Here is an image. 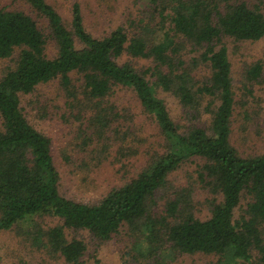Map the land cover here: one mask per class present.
Segmentation results:
<instances>
[{"label":"trees","instance_id":"16d2710c","mask_svg":"<svg viewBox=\"0 0 264 264\" xmlns=\"http://www.w3.org/2000/svg\"><path fill=\"white\" fill-rule=\"evenodd\" d=\"M18 1L36 17L0 5V59L14 61L0 75V231L18 228L30 246L65 264H82L85 245L67 238L64 229L85 230L104 241L122 225L134 238V257L149 261L144 264H170L193 253L215 256L213 264H264V152L243 156L230 144L234 98L225 45L226 39L264 38L259 6L246 0H147L151 17L159 18L160 36L154 37L148 20L139 32L128 34L116 26L97 37L86 30L77 2L66 26L47 1ZM186 46L194 52L187 59ZM122 56L150 64L136 69L127 60L117 62ZM200 64L206 73L198 80L194 69ZM260 71L253 63L245 78L256 81ZM51 80L76 110L79 146L92 153L94 148H88L99 144L98 158L114 143L119 159L138 152L127 140L129 131L114 124L119 114L109 97L115 88L131 90L157 126L158 148L146 154L134 175L94 203L60 194L50 139L27 121L20 106V96ZM158 90L192 108L194 118L206 114V128L191 123L180 130ZM191 159L198 161V183L211 195L208 217H194L190 188L177 190L161 214H152L154 193ZM42 217L60 223L44 226Z\"/></svg>","mask_w":264,"mask_h":264},{"label":"rangeland","instance_id":"374dc122","mask_svg":"<svg viewBox=\"0 0 264 264\" xmlns=\"http://www.w3.org/2000/svg\"><path fill=\"white\" fill-rule=\"evenodd\" d=\"M45 1L54 7L66 26L69 24L71 4L77 2L86 30L97 37L107 34L116 26H122L128 34L139 32L140 26L148 20V26L156 29L153 31L154 37L160 36L162 32L157 26L160 23L159 18L156 15L151 17V6L147 0ZM246 2L248 5L257 4L264 14V0H246ZM2 4L22 9L36 17L22 1L0 0V5ZM37 22L38 26L44 29L43 21L38 18ZM166 27L167 24L163 30ZM145 31L148 33L147 30ZM225 45L231 65L234 98L230 144L243 156L262 153L264 152V38L254 41L226 39ZM46 51L48 55L53 54L51 44H47ZM183 52L186 59L194 53L189 46H186ZM125 60L136 69L145 68L150 64L148 59H131L126 56L117 59V62ZM13 62V58L0 59V75ZM253 63H258L261 71L258 80L249 81L245 78V70ZM194 71L196 78L200 80L206 73V67L200 64ZM157 93L180 130L191 123L206 128L208 118L206 114L200 113L199 117L194 118L195 111L181 106L173 95L161 90ZM109 99L119 114L114 124L119 125L120 131H129L127 140L131 147L137 149V155L117 158L115 143L101 158L97 157L99 144L88 148H94L95 151L92 153L89 150L83 151L79 146L78 122L74 117L76 110L66 105V98L55 80L38 84L31 94L20 96V106L27 121L50 139L51 155L59 175L58 190L67 198L85 203L96 202L108 190L134 175L143 165L146 154L152 148H158L160 137L157 126L151 115L142 109L134 93L125 87H117ZM199 110L201 111L200 108ZM196 162L198 161H187L168 176L166 185L154 193L156 204L151 208L152 214H161L165 201L171 199L177 190L190 188L189 201L194 217L199 219L208 217L211 195L197 181ZM39 222L44 226L60 223L56 217H42ZM64 234L67 238L76 237L83 241L85 250L82 264H144L148 261L134 257V251L131 249L134 238L125 225L104 241L93 237L85 230L64 229ZM28 243V237L19 233L18 228L0 231V264L13 263L17 260H23L28 264H65L56 255L49 254L42 248L32 247ZM214 261L213 255L193 253L179 255L170 264H213Z\"/></svg>","mask_w":264,"mask_h":264}]
</instances>
